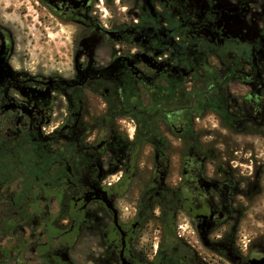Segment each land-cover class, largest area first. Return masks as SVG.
Returning a JSON list of instances; mask_svg holds the SVG:
<instances>
[{
	"label": "flooded vegetation",
	"instance_id": "obj_1",
	"mask_svg": "<svg viewBox=\"0 0 264 264\" xmlns=\"http://www.w3.org/2000/svg\"><path fill=\"white\" fill-rule=\"evenodd\" d=\"M35 1L72 67L28 69L0 21V264H264L250 179L196 130L264 138V0Z\"/></svg>",
	"mask_w": 264,
	"mask_h": 264
},
{
	"label": "rangeland",
	"instance_id": "obj_2",
	"mask_svg": "<svg viewBox=\"0 0 264 264\" xmlns=\"http://www.w3.org/2000/svg\"><path fill=\"white\" fill-rule=\"evenodd\" d=\"M113 6L109 4L107 15L116 19L125 18V10L114 12L110 9ZM122 6L126 8L127 4L123 3ZM36 8L35 0H0V21L15 34L19 59L24 60L28 69L68 75L72 67L73 29L42 23ZM196 130L201 136L204 151H214L219 155L220 159L215 160L217 167L250 179L247 181L249 187H243V199H237L241 210L237 223V242L252 239L264 242V138L239 135L233 130L224 131L213 117L199 121ZM254 131L264 134V130L253 129L252 134ZM209 159L213 160V157ZM212 168L213 165H207L206 172L211 173ZM129 204L125 202L124 206ZM179 224L182 225L181 231L186 229L193 236L192 229L182 215ZM153 230L152 226L145 229L143 241Z\"/></svg>",
	"mask_w": 264,
	"mask_h": 264
},
{
	"label": "trees",
	"instance_id": "obj_3",
	"mask_svg": "<svg viewBox=\"0 0 264 264\" xmlns=\"http://www.w3.org/2000/svg\"><path fill=\"white\" fill-rule=\"evenodd\" d=\"M223 115V114H222ZM225 126V128H227V129H229L226 125H224Z\"/></svg>",
	"mask_w": 264,
	"mask_h": 264
},
{
	"label": "water",
	"instance_id": "obj_4",
	"mask_svg": "<svg viewBox=\"0 0 264 264\" xmlns=\"http://www.w3.org/2000/svg\"><path fill=\"white\" fill-rule=\"evenodd\" d=\"M253 264V263H252Z\"/></svg>",
	"mask_w": 264,
	"mask_h": 264
}]
</instances>
